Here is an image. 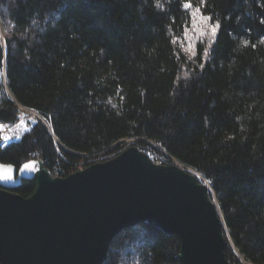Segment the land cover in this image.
Wrapping results in <instances>:
<instances>
[{
    "label": "trees",
    "instance_id": "trees-1",
    "mask_svg": "<svg viewBox=\"0 0 264 264\" xmlns=\"http://www.w3.org/2000/svg\"><path fill=\"white\" fill-rule=\"evenodd\" d=\"M187 3L0 0V123L36 113L0 161L63 176L134 144L207 185L232 263L264 264V0ZM178 245L140 222L102 264H180Z\"/></svg>",
    "mask_w": 264,
    "mask_h": 264
},
{
    "label": "water",
    "instance_id": "water-1",
    "mask_svg": "<svg viewBox=\"0 0 264 264\" xmlns=\"http://www.w3.org/2000/svg\"><path fill=\"white\" fill-rule=\"evenodd\" d=\"M25 180L29 195L13 191ZM140 222L178 237L180 264H235L207 185L134 144L63 176L40 157L0 161V264H102L113 237Z\"/></svg>",
    "mask_w": 264,
    "mask_h": 264
},
{
    "label": "rangeland",
    "instance_id": "rangeland-1",
    "mask_svg": "<svg viewBox=\"0 0 264 264\" xmlns=\"http://www.w3.org/2000/svg\"><path fill=\"white\" fill-rule=\"evenodd\" d=\"M35 117H36V113L34 111L22 108L21 109V116H20L19 121L16 124H11L12 125L11 131H15L16 129H18V133L17 134L11 133L9 135L7 131L4 133L3 130L1 129V127H0V131H1L0 134H1V137H2V144H7V143H9V142H11L13 140L18 139L20 134L24 130L29 129L30 126L34 123ZM128 145H130V144H128ZM151 153H152L151 151L147 152V154H151Z\"/></svg>",
    "mask_w": 264,
    "mask_h": 264
},
{
    "label": "bare ground",
    "instance_id": "bare-ground-1",
    "mask_svg": "<svg viewBox=\"0 0 264 264\" xmlns=\"http://www.w3.org/2000/svg\"><path fill=\"white\" fill-rule=\"evenodd\" d=\"M1 129L3 130V132L5 133L6 131L8 132V134L10 135L11 133H18V129H16L15 131H11L12 125L11 124H6L3 125L2 123L0 124ZM9 138V137H8Z\"/></svg>",
    "mask_w": 264,
    "mask_h": 264
},
{
    "label": "built area",
    "instance_id": "built-area-1",
    "mask_svg": "<svg viewBox=\"0 0 264 264\" xmlns=\"http://www.w3.org/2000/svg\"><path fill=\"white\" fill-rule=\"evenodd\" d=\"M150 155V157L154 160V161H157V162H161L160 161V159H159V157H157L156 155H154V154H149ZM81 168H83V166L82 167H79V169H81ZM51 172V171H50ZM56 171L54 170L53 172H51V174L53 175V176H57L56 175Z\"/></svg>",
    "mask_w": 264,
    "mask_h": 264
},
{
    "label": "snow or ice",
    "instance_id": "snow-or-ice-1",
    "mask_svg": "<svg viewBox=\"0 0 264 264\" xmlns=\"http://www.w3.org/2000/svg\"><path fill=\"white\" fill-rule=\"evenodd\" d=\"M191 6H192V5H191V3H190V0H188L187 7L190 8ZM209 19H210V18H209ZM216 31H217V28H216V27H213V28H212V33L215 34Z\"/></svg>",
    "mask_w": 264,
    "mask_h": 264
},
{
    "label": "flooded vegetation",
    "instance_id": "flooded-vegetation-1",
    "mask_svg": "<svg viewBox=\"0 0 264 264\" xmlns=\"http://www.w3.org/2000/svg\"><path fill=\"white\" fill-rule=\"evenodd\" d=\"M15 165H17V164H15ZM18 165H19V164H18ZM18 165H17V166H18Z\"/></svg>",
    "mask_w": 264,
    "mask_h": 264
}]
</instances>
